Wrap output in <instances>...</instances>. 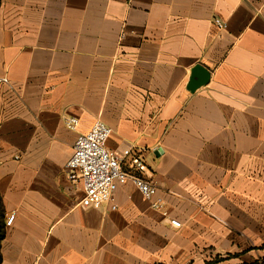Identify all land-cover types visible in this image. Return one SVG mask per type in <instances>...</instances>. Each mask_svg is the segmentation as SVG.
Masks as SVG:
<instances>
[{"label":"crops","instance_id":"0c3cea01","mask_svg":"<svg viewBox=\"0 0 264 264\" xmlns=\"http://www.w3.org/2000/svg\"><path fill=\"white\" fill-rule=\"evenodd\" d=\"M95 121L181 227L130 182L83 203ZM0 230V264L261 262L264 0H0Z\"/></svg>","mask_w":264,"mask_h":264},{"label":"built area","instance_id":"2783aa9c","mask_svg":"<svg viewBox=\"0 0 264 264\" xmlns=\"http://www.w3.org/2000/svg\"><path fill=\"white\" fill-rule=\"evenodd\" d=\"M214 22L218 28L226 27L220 19L216 18ZM63 123L68 129L76 131L79 119L65 116ZM111 134L109 126L95 121L87 132L76 136L73 154L66 162L65 170L70 180L81 182L84 189L83 203L91 207L110 203L119 186L130 182L173 227H181L179 220L169 216L163 199L157 197L156 184L142 175L147 170L142 157L132 154L130 149L116 153L107 148L106 142ZM111 209H116V205L112 204ZM14 217V214L10 215L5 225L10 226Z\"/></svg>","mask_w":264,"mask_h":264},{"label":"trees","instance_id":"16d2710c","mask_svg":"<svg viewBox=\"0 0 264 264\" xmlns=\"http://www.w3.org/2000/svg\"><path fill=\"white\" fill-rule=\"evenodd\" d=\"M1 239H2V231L0 230V242H1ZM0 262H1V252H0ZM245 264H248V263H245ZM250 264H264V258L261 262H254Z\"/></svg>","mask_w":264,"mask_h":264}]
</instances>
